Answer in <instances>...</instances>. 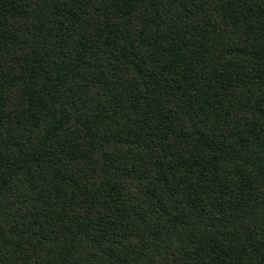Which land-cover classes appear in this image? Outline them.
I'll use <instances>...</instances> for the list:
<instances>
[{"label":"trees","instance_id":"16d2710c","mask_svg":"<svg viewBox=\"0 0 264 264\" xmlns=\"http://www.w3.org/2000/svg\"><path fill=\"white\" fill-rule=\"evenodd\" d=\"M0 264H264V0H0Z\"/></svg>","mask_w":264,"mask_h":264}]
</instances>
